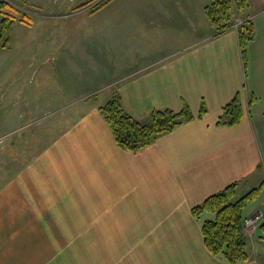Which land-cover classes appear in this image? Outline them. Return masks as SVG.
<instances>
[{
	"label": "crops",
	"instance_id": "crops-1",
	"mask_svg": "<svg viewBox=\"0 0 264 264\" xmlns=\"http://www.w3.org/2000/svg\"><path fill=\"white\" fill-rule=\"evenodd\" d=\"M211 1L110 0L96 12L81 8L76 31L97 38L81 41L87 55L55 62L57 82L43 90L23 85L30 66L10 72L19 83L0 101L11 111L0 127V152L18 166L1 178L0 218H124L118 222L128 230L109 232L118 241L111 245L115 264H226L205 246L192 208L231 183L238 199L264 181V0L234 9L223 33L205 13ZM246 19L255 35L245 63L238 25ZM237 94L243 118L218 125ZM115 95L140 121L185 104L194 119L127 150L99 109ZM37 137L40 147L23 162L19 143ZM258 209L264 211V188L246 215ZM2 227L0 264H76L74 254L65 256L71 247L60 231L29 232L18 247V234ZM256 234L239 264H264V227ZM10 237L14 245L1 242ZM31 239H48L49 251L35 252ZM70 245L74 250L75 241Z\"/></svg>",
	"mask_w": 264,
	"mask_h": 264
},
{
	"label": "rangeland",
	"instance_id": "rangeland-1",
	"mask_svg": "<svg viewBox=\"0 0 264 264\" xmlns=\"http://www.w3.org/2000/svg\"><path fill=\"white\" fill-rule=\"evenodd\" d=\"M3 1L9 2L14 8L15 13L27 15L34 23L29 25L16 20L8 26L7 33L1 36V19L3 17L0 16L1 102L8 98V94L6 93H9V90L19 83L10 77L11 71H15L16 73L22 70L24 66H30L28 76L25 78L23 85L29 87V89L43 86V90L51 86L53 82H57L56 73L58 69L55 62H59V60H63L65 57L72 59L75 56L87 55L86 48L82 47L81 41L83 38L87 39L88 35L91 36L92 40L97 39L91 34L81 37V32L76 31L75 26L78 24L76 20L79 18L77 10L83 8L90 12H96L98 9H94L96 6L93 3H100L103 0ZM87 14L85 13L84 15L87 16ZM235 15L238 18L242 16L239 12L235 13ZM75 33L79 34L75 35ZM100 37L103 40L105 39L104 30ZM61 40L65 41V45H58ZM37 116L35 115V117ZM10 120V105L5 107L1 103L0 127L5 129L9 125ZM39 140L40 137L36 139H22L23 142L19 143L21 150L19 148L18 150L25 155H22V158H24L23 162L25 161V157L27 161L31 158L34 153L33 151H36L35 147H40ZM3 141L0 138V143H3ZM10 160L9 152H0V172L6 173L0 174V182L1 178L3 180L5 177H8L10 166H18L11 164ZM210 216H213V214H210ZM119 219L122 220L124 218H17V221L15 218H0V222L3 224V230L14 231L15 234H18V238L16 239L18 247L25 246L26 239H29L25 236L31 235V233L35 234L34 231L45 232L46 234V232L58 230L64 236L62 239L67 242V248L71 247L70 253H65V256L68 257L69 254H74L77 259L76 264H115V261L112 260L113 251H111V245L115 248L118 241L112 239V235L109 232L123 229L128 230V222H118ZM263 223L264 221L258 227L259 229ZM95 230L97 231V236L93 233ZM256 230L248 232L249 235L247 237L249 240L253 239V241H256L258 238ZM22 235L24 238H21ZM74 235L76 236L75 239L73 238ZM11 239L12 237L10 239L2 238L1 242L4 245L8 242L14 245ZM70 241H75L74 250L70 245ZM30 242H32L31 246L34 247L33 250L35 252L41 250V253L45 254L49 251L47 250L48 246L45 244L49 242L48 239H31ZM95 248L97 249L95 250Z\"/></svg>",
	"mask_w": 264,
	"mask_h": 264
},
{
	"label": "trees",
	"instance_id": "trees-1",
	"mask_svg": "<svg viewBox=\"0 0 264 264\" xmlns=\"http://www.w3.org/2000/svg\"><path fill=\"white\" fill-rule=\"evenodd\" d=\"M108 1L110 0L97 3L94 9L103 7ZM247 5L248 0H212L206 5L205 13L216 33H223L233 24L234 9H241ZM0 16L3 17L1 36L7 33L8 26L16 20L29 25L34 23L27 15L15 13L12 5L3 0H0ZM238 34L242 56L246 63L248 46L255 35L250 19L239 24ZM99 109L110 125L117 144L131 151L149 145L157 135L172 131L178 125L194 119L190 106L185 104L179 111L154 110L148 121H140L124 110L119 95L113 96ZM242 118L243 106L241 97L237 94L223 107L217 124L233 126L238 124ZM236 187L237 182L231 183L192 208V214L202 222L201 229L205 246L213 255L222 257L226 264H239L249 259L248 239L243 231V221L249 205L257 199L264 188V181L238 199H236ZM205 212L213 216L204 218Z\"/></svg>",
	"mask_w": 264,
	"mask_h": 264
},
{
	"label": "built area",
	"instance_id": "built-area-1",
	"mask_svg": "<svg viewBox=\"0 0 264 264\" xmlns=\"http://www.w3.org/2000/svg\"><path fill=\"white\" fill-rule=\"evenodd\" d=\"M263 219H264V212L262 210H257L253 214L247 216L244 221L245 231L250 233L255 228H257V226L261 223Z\"/></svg>",
	"mask_w": 264,
	"mask_h": 264
}]
</instances>
